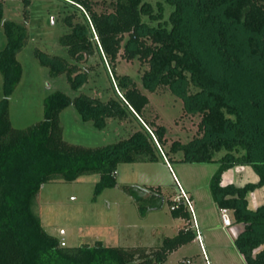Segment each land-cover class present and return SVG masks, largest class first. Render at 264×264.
I'll list each match as a JSON object with an SVG mask.
<instances>
[{"label": "trees", "instance_id": "obj_1", "mask_svg": "<svg viewBox=\"0 0 264 264\" xmlns=\"http://www.w3.org/2000/svg\"><path fill=\"white\" fill-rule=\"evenodd\" d=\"M62 1L72 9L63 17L68 30L59 41L73 62L39 48L35 55L52 76L66 74L71 87L79 89L88 79L79 63L97 54L113 78L115 94L106 100L85 93L72 98L56 90L44 98L42 120L27 128L13 127L10 97L22 78L17 54L28 42V29L4 18L0 0V26L6 36L0 49V264L164 263L173 251L195 240L194 229L182 228L155 247L112 246L101 240L66 246L44 229L34 208L45 183L99 173L96 199L117 184L119 164L159 159L169 166L218 163L210 180L213 199L242 224L235 245L246 264H264V203L252 209L247 199L249 192L264 186V0H77L81 7ZM121 55L145 66L141 79L146 89L170 90L183 99L187 114L200 116L197 135L168 144L166 127L145 115L148 96L128 74L117 72ZM69 105L98 129L109 118L135 121L136 128L104 146L69 143L60 120ZM241 164L252 165L258 181L223 184L222 172ZM146 188L162 200L149 209L163 205L161 187ZM124 191L142 215L147 200L156 198L154 192L144 195L130 186ZM170 203L177 204L175 217L190 220L183 202Z\"/></svg>", "mask_w": 264, "mask_h": 264}, {"label": "rangeland", "instance_id": "obj_2", "mask_svg": "<svg viewBox=\"0 0 264 264\" xmlns=\"http://www.w3.org/2000/svg\"><path fill=\"white\" fill-rule=\"evenodd\" d=\"M3 4L4 18L24 23L28 29V42L17 54L23 67L22 78L10 97L13 127L27 128L42 120L44 98L56 90L72 98L85 93L106 100L115 94L113 78L109 77L97 54L79 63L81 71L88 72L87 81L79 89L71 87L66 74L52 76L48 67L42 65L35 55V50L39 48L73 62L67 47L59 41L68 30L63 17L72 9L71 6L62 0H3ZM101 8L102 4H99L97 9ZM5 43L6 36L0 26V49ZM144 67L139 60L129 61L121 55L116 69L120 75L128 74L148 96L145 115L166 127L168 144L174 139L189 141L198 133L200 116L187 114L183 99L170 90L146 89L141 79ZM2 83L0 73V99ZM60 120L64 140L89 147L114 143L128 137L136 128L135 121L109 118L107 126L98 129L92 121H84L74 105L61 112ZM223 153L221 151L215 157ZM171 167L172 170L163 159L121 163L117 169V184L106 188L96 199L94 188L100 179L99 173L84 174L74 181L57 179L42 186L34 208L44 229L66 246L92 245L101 240L105 245L112 246L155 247L164 238L189 227L195 230L196 239L173 251L162 264H246L235 245L242 224L235 222L233 213L228 211L232 224L224 225L222 213L211 192L210 180L219 164L172 162ZM258 179L253 166L247 164L234 165L222 172L223 184L241 186ZM124 186H130L140 194H156L155 201L147 200L148 210L144 215L134 198L124 191ZM150 186L161 187L164 200L159 208L149 209L150 204L162 201L155 190L146 188ZM180 187H183L191 206L182 197ZM178 197L184 208L190 211L188 221L172 213L170 199ZM247 199L252 209L263 204L264 186L249 192ZM129 264L142 263L137 260Z\"/></svg>", "mask_w": 264, "mask_h": 264}, {"label": "built area", "instance_id": "obj_3", "mask_svg": "<svg viewBox=\"0 0 264 264\" xmlns=\"http://www.w3.org/2000/svg\"><path fill=\"white\" fill-rule=\"evenodd\" d=\"M65 1L80 6V4L77 2V0H65ZM80 7H81V6H80ZM180 190L182 191V194H181L182 197H184L185 200H187V202H189V199H188V197H187V195H186V193H185L183 187H180ZM176 200L178 201V200H179V197H178V199H176ZM189 205L191 206V203H190V202H189ZM174 207H175V205L172 206V209H173ZM220 211H221V213H222V220H223L224 225H226V226H230V225L232 224V221H231V219H230V217H229V215H228V211H229V209L222 208V209H220ZM198 236H199V234H198ZM61 244H62V245H65V243H64L63 241H61Z\"/></svg>", "mask_w": 264, "mask_h": 264}, {"label": "crops", "instance_id": "obj_4", "mask_svg": "<svg viewBox=\"0 0 264 264\" xmlns=\"http://www.w3.org/2000/svg\"><path fill=\"white\" fill-rule=\"evenodd\" d=\"M166 164H167V166L169 167V169H170V170H172V167H171V166H169V164H168V163H166ZM195 239H196V238H195Z\"/></svg>", "mask_w": 264, "mask_h": 264}]
</instances>
